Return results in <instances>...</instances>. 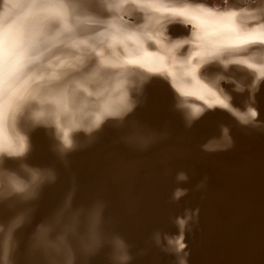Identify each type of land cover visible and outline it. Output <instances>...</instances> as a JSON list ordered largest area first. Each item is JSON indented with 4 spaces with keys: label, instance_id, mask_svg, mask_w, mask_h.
Masks as SVG:
<instances>
[{
    "label": "rangeland",
    "instance_id": "1",
    "mask_svg": "<svg viewBox=\"0 0 264 264\" xmlns=\"http://www.w3.org/2000/svg\"><path fill=\"white\" fill-rule=\"evenodd\" d=\"M26 1L0 0V264H264V138L207 161L237 146V109L264 123V66L232 39L264 31V0ZM191 64L208 98L173 83Z\"/></svg>",
    "mask_w": 264,
    "mask_h": 264
},
{
    "label": "bare ground",
    "instance_id": "2",
    "mask_svg": "<svg viewBox=\"0 0 264 264\" xmlns=\"http://www.w3.org/2000/svg\"><path fill=\"white\" fill-rule=\"evenodd\" d=\"M12 1V0H11ZM19 1V0H18ZM25 1V0H24ZM27 1H29V0H27ZM26 1V2H27ZM32 2H33V0H32ZM11 2H9V4H10ZM13 3V2H12ZM20 3V2H19ZM29 2H27V4H28ZM30 3H31V1H30ZM22 4V3H21ZM19 5V4H18ZM11 6V5H10ZM20 6V5H19ZM24 6L26 7V5L24 4ZM31 6H32V3H31ZM264 6V5H263ZM10 8V7H9ZM20 8H22V7H20ZM11 9V8H10ZM27 9H30L29 7L27 8ZM26 9V10H27ZM33 9V6H32V8H31V10ZM38 9H40V8H38ZM13 10V9H12ZM263 10H264V8H263ZM14 11V10H13ZM23 11V10H22ZM28 11V10H27ZM32 11H34V10H32ZM39 12V11H38ZM24 13H25V11H24ZM36 14V13H35ZM259 16H261V19H263L264 20V16H262L261 14H259V13H257ZM16 17H19L18 15L16 16ZM26 16H24V18H25ZM26 19V18H25ZM12 20V19H11ZM17 21V20H16ZM11 22V21H10ZM14 23V22H13ZM18 23V22H17ZM33 24V23H32ZM30 25V24H29ZM263 25H264V22H263ZM16 26V25H15ZM14 26V27H15ZM28 27V26H27ZM258 32H260V30L258 31ZM242 34H244V33H242ZM235 37H232V39L235 41H237L238 42V44H243V50L242 51H245V52H243L241 55L239 54V55H235V57H234V59H237V60H239V61H241L242 63H246V64H259V65H263L264 66V46H261L262 44L261 43H264V31H261L260 33H259V36L258 37H251V36H246V35H242V36H238V37H236V39H234ZM254 38V39H253ZM224 40H227V41H229V39L228 38H224ZM261 44V45H258V44ZM233 59V58H232ZM235 61V60H234ZM224 65H225V63H224ZM196 67H194L192 64H191V66H190V68H189V72H188V70L187 71H185V69L184 68H179V67H177V68H174V71H172L173 72V75L171 76L172 77V79H173V83H175V84H177L178 86H180V87H182L184 90H190L191 92H195V93H199L200 95H202V96H205V95H208V94H210V92H212L213 90H215V89H212V86H214V84L213 85H211V83H207V84H205V83H203L201 80H200V76L197 74V69H195ZM237 74L239 75V76H244L243 74H240L239 72H237ZM211 82H213V81H211ZM263 87V86H262ZM213 88H215V87H213ZM264 88V87H263ZM216 91V90H215ZM218 91V90H217ZM214 92V91H213ZM250 92V91H249ZM216 93V92H215ZM187 94V93H186ZM211 94H214V93H211ZM210 94V95H211ZM264 94V93H263ZM209 95V96H210ZM216 95V94H215ZM218 95V94H217ZM209 96H205V98H208ZM201 97V96H200ZM220 98H221V96H219ZM210 98H212V96L210 97ZM213 98H214V95H213ZM216 99H217V97H215ZM261 98V97H260ZM201 99V98H200ZM216 99H214V100H216ZM219 99V98H218ZM222 100H224V99H221V100H219V102H221ZM259 100V99H258ZM204 101V100H203ZM206 101V100H205ZM225 101V100H224ZM158 102V101H157ZM207 102V101H206ZM210 102H211V100H210ZM214 102V101H213ZM218 102V101H217ZM225 105H226V103L225 102H223ZM251 103V102H250ZM196 105V104H195ZM201 105V104H200ZM207 105V104H206ZM210 105V104H209ZM198 106V105H197ZM214 106V105H213ZM223 106V105H222ZM235 105H232L231 104V108H233ZM199 107V106H198ZM219 107V106H218ZM259 109L258 110H260V112L261 113H258V115H259V117H261L262 119H263V121H264V102L263 101H261L260 102V104H259ZM206 111V110H205ZM253 111H251V112H247V111H245V108L244 109H237V111H235L234 113L236 114V118H237V120L243 125V127L245 128L244 129V133L242 134V136L241 137H239V141H238V144H237V146L235 147V149L234 150H231V151H229V152H227V153H225L224 152V154H219V155H214V156H212L210 159H207V161H209V162H212V164H216L217 162H218V164H220L221 162H223L224 163V161H229L230 159H234V157L236 156V155H238L237 153L239 152V150H240V148L242 147L241 145L245 142V141H247V140H250L249 139V137H247V136H245V135H250V136H254V137H258V138H264V123H261V122H257V119H255V116L253 117V113H252ZM207 114V113H206ZM212 115V114H211ZM214 115V114H213ZM226 115V114H225ZM207 116V115H206ZM214 117V116H213ZM233 117H234V115H233ZM217 119V118H216ZM225 123V122H224ZM212 127V126H211ZM238 129V128H237ZM177 133V132H176ZM200 133V132H199ZM242 133V132H241ZM203 135V134H202ZM240 136V135H239ZM218 137H220L222 140H216L215 142H214V144L215 145H219V144H224V143H226L227 144V138H226V136L225 135H223L222 133H219L218 134ZM204 139V138H203ZM219 139V138H218ZM254 139H256V138H254ZM229 141V140H228ZM251 141V140H250ZM253 142V141H252ZM255 142V141H254ZM258 142V141H257ZM264 142V141H263ZM177 143V142H176ZM235 143V142H234ZM261 143V142H260ZM229 144V143H228ZM245 144V143H244ZM257 144V143H256ZM235 145V144H234ZM246 145V144H245ZM252 146H254L253 144H252ZM264 146V145H263ZM258 147V146H257ZM259 147H260V145H259ZM178 148H182V147H178ZM243 148V147H242ZM264 148V147H263ZM198 149V148H197ZM197 149L195 148H192L190 151H191V153H192V155L193 154H199L198 153V151H197ZM251 149V148H250ZM260 149V148H259ZM253 150V149H252ZM257 150V149H256ZM245 151V150H244ZM257 151H259V150H257ZM261 151V150H260ZM263 151H264V149H263ZM254 152V151H253ZM248 153V152H247ZM251 153V152H250ZM262 153V152H261ZM264 153V152H263ZM262 153V154H263ZM249 154V153H248ZM239 155H241V154H239ZM252 155H254V153L252 154ZM256 155V154H255ZM253 157V156H252ZM238 158V157H237ZM241 158V157H240ZM256 158V157H255ZM259 158V157H258ZM264 159V158H263ZM235 160V159H234ZM247 160V159H246ZM249 161H251L250 159H248ZM233 161V160H232ZM259 161H261V159L259 160ZM227 163H229V162H227ZM242 163V162H241ZM256 163V162H255ZM254 163V164H255ZM259 163V162H258ZM257 163V164H258ZM247 164H249V162L247 163ZM153 165V164H152ZM231 165V164H230ZM251 165H253L252 163H251ZM259 165V164H258ZM261 165H263V167H264V164L263 163H261ZM198 166V165H197ZM204 167V166H203ZM238 167V166H237ZM242 167H244V166H242ZM260 167V166H259ZM232 168V167H231ZM252 168V167H251ZM206 169H207V167H206ZM218 169H220V168H218ZM245 169H246V166H245ZM255 169V168H254ZM261 169H262V167H261ZM242 170H244V168L242 169ZM252 170H253V168H252ZM258 169H256V171H257ZM260 170V169H259ZM199 171V170H198ZM229 171H232V170H229ZM246 171V170H245ZM212 172V171H211ZM221 172V171H220ZM234 172V171H233ZM260 172H263V171H260ZM218 173V172H217ZM232 173V172H231ZM235 173V172H234ZM233 173V174H234ZM250 173V172H249ZM254 173V172H253ZM209 174V173H208ZM228 174V173H227ZM230 174V173H229ZM247 174V173H246ZM209 175H211V174H209ZM239 175H240V173H239ZM253 175H255V174H253ZM252 175V176H253ZM257 175H259V173L257 174ZM217 176V175H216ZM220 176V175H219ZM260 176V175H259ZM262 176V175H261ZM232 177H234V176H232ZM244 177V176H243ZM249 177V176H248ZM223 178V177H222ZM222 178H220V177H215V179L214 180H212L211 181V178H210V176H209V180L207 181V179L205 180H203L202 182H201V184L199 185L200 186V189H201V192H205V190H206V188H208V187H206V185L208 184V186H210V184H211V182H212V184H211V187H212V189L214 190V189H217L218 188V186H220L222 183H226V184H229V185H235L233 182H234V180H233V182L231 183V182H229V181H227V182H224V181H226V180H224V178L222 179ZM226 178V177H225ZM262 178H264V176L262 177ZM223 181H222V180ZM233 179V178H232ZM250 179V178H249ZM229 180V179H228ZM231 180V179H230ZM238 181V180H237ZM261 181V180H260ZM264 180H262V182H263ZM241 182V184H242V181H240ZM258 182V181H257ZM251 183V182H250ZM244 184H245V182H244ZM252 184V183H251ZM264 184V183H263ZM239 185V184H238ZM248 185V184H247ZM215 186V187H214ZM241 186H244V185H241ZM255 186V185H254ZM253 186V187H254ZM259 186V185H258ZM230 187V186H229ZM234 187V186H233ZM236 187H238V186H236ZM245 187V186H244ZM247 187H249V186H247ZM252 187V186H251ZM257 187V186H256ZM264 187V186H263ZM225 188H226V186H225ZM231 188V187H230ZM235 188V187H234ZM239 188V187H238ZM241 188V187H240ZM219 189V188H218ZM221 189H223V188H221ZM220 189V190H221ZM243 189H245V188H243ZM248 189V188H247ZM251 189V188H250ZM249 189V190H250ZM253 189V188H252ZM258 189V188H257ZM227 190V189H226ZM232 190H234V189H232ZM249 190L247 191V193H250L249 192ZM259 190V189H258ZM149 191V190H148ZM208 191H209V189H208ZM237 191V190H236ZM245 191V190H244ZM255 191V190H254ZM257 191V190H256ZM260 191H262V190H260ZM213 192V191H212ZM232 192V191H231ZM235 192V191H234ZM252 192H253V190H252ZM223 193H225V192H223ZM229 193H230V191H229ZM239 193H240V191H239ZM247 193H246V195H247ZM258 193V192H257ZM257 193H256V195H257ZM226 194H227V192H226ZM237 194H238V192H237ZM243 194V193H242ZM253 194V193H252ZM260 194V193H259ZM258 194V195H259ZM264 194V193H263ZM255 195V194H254ZM262 195V194H261ZM214 196V195H213ZM216 196V195H215ZM232 196V195H231ZM234 196V195H233ZM236 196V195H235ZM239 196V195H238ZM248 196V195H247ZM220 197V196H219ZM221 197H222V195H221ZM237 197V196H236ZM245 197V196H244ZM252 197V196H251ZM257 197V196H256ZM260 197V196H259ZM233 198V197H232ZM50 199V198H49ZM226 199V198H225ZM225 199H224V201H225ZM229 199V198H228ZM258 199H260V198H258L257 197V200ZM212 200V199H211ZM210 200V201H211ZM217 200V199H216ZM219 200V199H218ZM227 200V199H226ZM236 200V199H235ZM242 200H243V198H242ZM247 200V199H246ZM250 200V199H249ZM252 200V199H251ZM261 200H263V199H261ZM213 201V200H212ZM224 201H223V203H224ZM229 201H231V200H229ZM234 201V200H233ZM252 201H254V199L252 200ZM202 202H204V201H202ZM217 202V201H216ZM242 202V201H241ZM244 202H246V201H244ZM243 202V203H244ZM220 203H222V202H220ZM222 203V204H223ZM228 203V202H227ZM236 203V202H235ZM235 203H233V204H235ZM239 203V205H240V201L238 202ZM247 203V202H246ZM255 203V202H254ZM217 204V203H216ZM232 204V203H231ZM256 204V203H255ZM261 204V203H260ZM191 205V204H190ZM189 205V206H190ZM208 205V204H207ZM251 205V204H250ZM194 206H196V205H194ZM245 206H246V204H245ZM263 206V205H262ZM224 207V206H223ZM230 207H232L231 205H230ZM243 207V206H242ZM249 207V206H248ZM259 204H258V209H259ZM212 208H214V207H212ZM241 208V207H240ZM244 208H246L245 210H247V206L246 207H244ZM250 208V207H249ZM256 208H257V206H256ZM263 208H264V206H263ZM219 209V208H218ZM243 209V208H242ZM258 209H254V211L255 210H258ZM262 209V208H261ZM207 209H206V207H204L203 208V212L205 213V212H208V211H206ZM215 210V209H214ZM229 210V209H228ZM249 210V209H248ZM251 210V209H250ZM250 210H249V212H250ZM253 210V209H252ZM219 211V210H218ZM221 211H223V209L221 210ZM224 211H227V209L226 210H224ZM232 211H234V210H232ZM260 211V210H259ZM262 211L263 212H261L262 214L264 213V209H262ZM230 212V211H229ZM253 212V211H252ZM214 213V212H213ZM227 213H228V211H227ZM235 213V212H234ZM260 213V215L262 216V214ZM199 214V213H198ZM201 214V213H200ZM219 214H220V211H219ZM223 214V213H222ZM236 214H239V213H236ZM249 214H251V213H249ZM256 214H258L257 212L255 213V216H257L258 217V215H256ZM203 215V214H202ZM224 215V214H223ZM225 215H226V213H225ZM222 216L223 218L224 217H226V216ZM216 216V215H215ZM229 216V215H228ZM232 216H234V214L233 215H231V218H233ZM250 217H251V215H249ZM212 217V216H211ZM210 217V218H211ZM239 217V216H238ZM245 217V216H244ZM264 217V216H263ZM234 218H235V216H234ZM237 218V217H236ZM252 218V217H251ZM207 219V218H206ZM205 219V220H206ZM209 219V218H208ZM217 219V218H216ZM243 219V218H242ZM253 219H255L254 218V215H253ZM257 219V218H256ZM259 219V218H258ZM257 219V220H258ZM260 219H262V217L260 218ZM221 220V219H220ZM232 220V219H231ZM251 220V219H250ZM201 222H202V220H200ZM207 221V220H206ZM223 221H224V219H223ZM226 221V220H225ZM227 221H228V219H227ZM241 221V220H240ZM239 221V222H240ZM253 221V220H252ZM260 221V220H259ZM264 221V220H263ZM262 221V222H263ZM200 222V223H201ZM213 222V221H212ZM244 222H246V221H244ZM224 223V222H223ZM235 223V222H234ZM237 223V222H236ZM248 223V222H247ZM246 223V224H247ZM249 223H250V221H249ZM259 222H257V224H258ZM199 224V223H198ZM240 224H242L241 222H240ZM255 224V223H254ZM260 224V223H259ZM206 225V224H205ZM213 225V224H212ZM211 225V226H212ZM232 224H230V226H231ZM250 225V224H249ZM199 226V225H198ZM213 226H215V225H213ZM233 226H234V224H233ZM237 225H235V227H236ZM238 226H239V224H238ZM237 226V227H238ZM243 226V225H242ZM248 226V225H247ZM263 226V225H262ZM216 227V226H215ZM208 228V227H207ZM242 228H245V227H242ZM248 228V227H247ZM246 228V229H247ZM261 228V227H260ZM264 228V227H263ZM214 229V228H213ZM223 229V228H222ZM230 229H231V227H230ZM218 230V229H217ZM221 230V229H220ZM234 230V229H233ZM236 230H239V229H236ZM235 230V231H236ZM241 230V229H240ZM239 230V231H240ZM243 230V229H242ZM264 230V229H263ZM263 230H261V231H263ZM209 231V230H208ZM207 231V232H208ZM224 231V230H223ZM222 231V232H223ZM234 231V232H235ZM245 231H247V230H245ZM197 232V231H196ZM237 232V231H236ZM235 232V233H236ZM243 232H244V230H243ZM249 232V231H248ZM256 232H257V230H256ZM210 233H212V231L210 232ZM217 233V232H216ZM238 233V232H237ZM251 233H253V232H251ZM250 232H249V234H251ZM258 233V232H257ZM262 233V232H261ZM207 234L208 233H206V234H204V235H206L207 236ZM224 234V233H223ZM226 234V233H225ZM229 234V233H228ZM248 234V235H249ZM255 234V233H254ZM253 234V235H254ZM263 235H264V233H262ZM211 235V234H210ZM213 235V234H212ZM216 235V234H215ZM220 235V234H219ZM231 235V234H230ZM244 235V234H243ZM203 236V235H202ZM214 236V235H213ZM218 236V235H217ZM221 236V235H220ZM233 236V235H232ZM235 236V235H234ZM236 236H238V234L236 235ZM242 236V235H241ZM256 236V235H255ZM255 236L253 237V239L255 238ZM260 236V235H259ZM211 237V236H210ZM229 237V236H228ZM239 238H241L240 237V235L238 236ZM261 237V236H260ZM185 238V237H184ZM202 238H204V237H202ZM222 238H224V237H222ZM244 238H245V235H244ZM264 238V236L262 237V238H260L261 239V241H262V239ZM211 239V238H210ZM217 239V238H216ZM227 239V238H226ZM229 239H230V237H229ZM232 239V238H231ZM231 239L229 240V241H231ZM233 239H235L234 237H233ZM259 239V240H260ZM222 240V239H221ZM236 240V239H235ZM241 240V239H240ZM248 240H252V239H248ZM264 240V239H263ZM130 241V240H129ZM242 241V240H241ZM196 242V241H195ZM203 242V241H202ZM213 242H214V240H213ZM220 242V241H219ZM247 242V241H246ZM259 242V241H258ZM131 243V242H130ZM217 243V242H216ZM231 243V242H230ZM232 243H234V241L232 242ZM240 243V242H239ZM252 243H255V242H252ZM208 244V243H207ZM212 244V243H211ZM218 244V243H217ZM220 244V243H219ZM236 244V243H235ZM244 244V243H243ZM257 244H259V243H257ZM223 245V244H222ZM225 245V244H224ZM231 245V244H230ZM234 245V244H233ZM242 245V244H241ZM245 245V244H244ZM255 245V244H254ZM261 245V243L259 244V246ZM207 246H209V245H207ZM215 246V245H214ZM221 246V245H220ZM226 246V245H225ZM203 247V246H202ZM210 247V246H209ZM216 247V246H215ZM235 247V246H234ZM233 247V248H234ZM243 247V246H242ZM246 247V246H245ZM249 247V246H248ZM253 247V246H252ZM264 247V246H263ZM207 248V247H206ZM217 248H218V246H217ZM222 248V247H221ZM236 248V247H235ZM240 248V247H239ZM254 248V247H253ZM260 248V247H259ZM201 249V248H200ZM210 249V248H209ZM245 249V248H244ZM191 250V249H190ZM212 250V249H211ZM221 250V249H220ZM232 250V249H231ZM247 250V249H246ZM249 250H251V249H249ZM258 250V249H257ZM257 250H254L255 252L257 251ZM224 251V250H223ZM225 251H226V249H225ZM237 251V250H236ZM260 251H262V249L260 250ZM191 252V251H190ZM214 252V251H213ZM233 252V251H232ZM250 252V251H249ZM248 252V253H249ZM253 252V251H252ZM259 252V251H258ZM217 253H218V251H217ZM220 253V252H219ZM224 253V252H223ZM210 254V253H209ZM229 254V253H228ZM236 254V253H235ZM239 254V253H238ZM237 254V255H238ZM247 254V253H246ZM251 254V253H250ZM199 255V254H198ZM218 255V254H217ZM243 255V254H242ZM262 255H264V253H262ZM220 256V255H219ZM229 256V255H228ZM227 256V257H228ZM231 256V255H230ZM214 257V256H213ZM218 257V256H217ZM222 258L223 257H225V255L223 256H221ZM220 257V258H221ZM233 258H234V256H232ZM241 257V256H240ZM263 257V256H262ZM262 257H261V255L260 254H254L252 257H246V255H245V257L244 258H242L240 261L242 262V264H259V263H261L262 262ZM194 258V257H193ZM196 258V257H195ZM216 258V257H215ZM214 258V259H215ZM221 258V259H222ZM233 258H232V260H233ZM191 260V259H190ZM195 260V259H194ZM227 260V259H226ZM235 260V259H234ZM208 261V260H207ZM215 261V260H214ZM213 261V262H214ZM230 261H231V259H230ZM229 261V262H230ZM236 261V260H235ZM235 261H233V262H231L230 264H240L241 262H235ZM223 262V261H222ZM210 263V262H209ZM217 263V262H216ZM221 263V262H220ZM228 262H226V264H227ZM205 264V263H204Z\"/></svg>",
    "mask_w": 264,
    "mask_h": 264
},
{
    "label": "snow or ice",
    "instance_id": "3",
    "mask_svg": "<svg viewBox=\"0 0 264 264\" xmlns=\"http://www.w3.org/2000/svg\"><path fill=\"white\" fill-rule=\"evenodd\" d=\"M62 141H63L64 146L66 148H70L72 146L71 139H70V137L68 136L67 133H65V135L62 137ZM15 190L16 191H23L24 188L22 186H20V185H15Z\"/></svg>",
    "mask_w": 264,
    "mask_h": 264
},
{
    "label": "clouds",
    "instance_id": "4",
    "mask_svg": "<svg viewBox=\"0 0 264 264\" xmlns=\"http://www.w3.org/2000/svg\"><path fill=\"white\" fill-rule=\"evenodd\" d=\"M20 6L13 5V9H18ZM14 15L22 16L24 13L22 11H14Z\"/></svg>",
    "mask_w": 264,
    "mask_h": 264
}]
</instances>
